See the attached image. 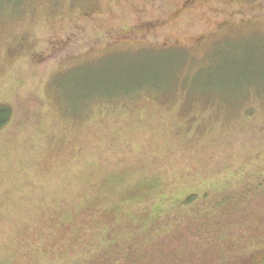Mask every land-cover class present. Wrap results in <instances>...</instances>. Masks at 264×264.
Returning a JSON list of instances; mask_svg holds the SVG:
<instances>
[{"label":"rangeland","instance_id":"obj_1","mask_svg":"<svg viewBox=\"0 0 264 264\" xmlns=\"http://www.w3.org/2000/svg\"><path fill=\"white\" fill-rule=\"evenodd\" d=\"M218 44L264 69V0H0V264H86L189 195L147 264H264V83L181 86Z\"/></svg>","mask_w":264,"mask_h":264},{"label":"trees","instance_id":"obj_2","mask_svg":"<svg viewBox=\"0 0 264 264\" xmlns=\"http://www.w3.org/2000/svg\"><path fill=\"white\" fill-rule=\"evenodd\" d=\"M219 44L214 47L213 54L218 55V61H216L212 57V61H210L205 67L201 68L198 73L195 76H192V79L190 82L186 81L184 78V82L181 86L182 89L188 91L190 93L191 97L194 95L199 94L200 97L204 96H210L217 94V89L212 88L211 91L208 89L203 90L201 86L203 85H211L215 86L212 83H219L221 88H223V85L227 82H232L234 80L237 81H247L246 83L253 82L260 84L261 82L264 83L261 79L264 80V69L261 67H255V64H252L251 66H247L245 64L246 61L245 58L241 57L238 58L236 54L229 53L228 55H221V51L218 48ZM170 63H167L168 65H172V68H168L171 72L167 71L165 81L166 84L163 83H157L161 84L156 86L155 83L153 86L148 85L145 88H150L154 90L156 93H159L161 95H165L167 93H171L175 91V81H177V77L179 75V71L183 68V64L185 62L184 56L179 57L174 62L168 61ZM206 66H209V71L205 73L204 68ZM245 66V67H244ZM176 68V69H175ZM245 68V69H242ZM164 74V71H163ZM161 78V77H160ZM160 78H156L154 80H160ZM201 78V79H200ZM179 81V80H178ZM177 81V84H178ZM155 82V81H151ZM161 82V81H157ZM127 87V86H126ZM134 87L125 88L127 93L126 96L132 95L134 91H131ZM144 88V89H145ZM119 92V90L117 91ZM109 93V92H108ZM106 96V95H105ZM101 98H104L105 101L108 103V97L102 96ZM133 98H136L133 97ZM106 103V104H107ZM109 107V105H107ZM10 110L8 107L2 108V105H0V128L2 129L3 126L7 125V123L10 121ZM199 197L194 195H189L186 198L179 199L177 201H174L173 203L168 205V208L166 210H163V212L160 210L154 216L148 221V222H129L130 226L125 227L123 229H119L120 226H116L115 229H113V233L109 236V239L99 248H94L89 251L86 255H88L89 260H87L86 264H99V260L101 258L98 257H106L110 254L116 253V251H120L125 256H134L136 258L131 257L130 263L131 264H137L139 260H141L142 264H147V261H154L155 257L152 256V253H158L159 256L161 254L160 252H156L154 250L148 249L149 243L146 241L150 236H156L158 238H162L161 235H164V233H168L171 231L168 227H166V224H162V221L160 219V215L162 213H170L174 211H178L182 208H189V207H198L199 206ZM217 203H221L218 201ZM210 204V203H209ZM219 204H214L212 207H217ZM111 217L115 216V213L113 212ZM103 217H106L105 214H103ZM109 217V216H108ZM105 227L108 228V225H104V231ZM111 231V232H112ZM150 231L152 233H150ZM110 233V232H108ZM107 233V234H108ZM131 238V239H130ZM130 239V240H129ZM136 240L138 244L133 243V241ZM146 241L144 249L137 250L136 247H140L139 244L143 245ZM114 256H116L114 254ZM155 262V261H154ZM157 263L160 264H167L165 261L157 260ZM100 264H105L104 260L103 262H100ZM114 264V262L112 263Z\"/></svg>","mask_w":264,"mask_h":264}]
</instances>
